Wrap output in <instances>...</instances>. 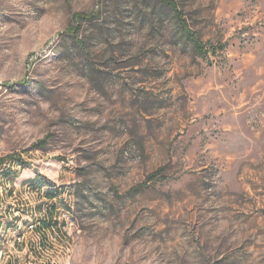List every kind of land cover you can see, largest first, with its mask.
<instances>
[{
  "label": "rangeland",
  "instance_id": "1",
  "mask_svg": "<svg viewBox=\"0 0 264 264\" xmlns=\"http://www.w3.org/2000/svg\"><path fill=\"white\" fill-rule=\"evenodd\" d=\"M172 1L0 0L1 264H264V0Z\"/></svg>",
  "mask_w": 264,
  "mask_h": 264
},
{
  "label": "trees",
  "instance_id": "2",
  "mask_svg": "<svg viewBox=\"0 0 264 264\" xmlns=\"http://www.w3.org/2000/svg\"><path fill=\"white\" fill-rule=\"evenodd\" d=\"M158 4H160L162 7H164L168 12L171 14L172 20H174L179 28L180 34L186 38L187 40L191 41L194 45L195 51L200 56H206L210 53V49H207L206 45L202 42V40L197 36L195 32L190 30L186 20L183 17V13L179 10L178 4L175 1L172 0H156ZM99 17L98 13L88 14V13H78L75 15V20L78 23H82L84 21H92L94 19H97ZM79 26H74L70 28V33L77 34L79 32ZM45 145V141L38 142L35 147L37 148H43ZM10 160L17 161L25 166H28V163L25 162L21 156L19 155H12L6 158H3L0 160V166L5 165ZM159 172L156 174H153L151 177L156 176ZM45 222V221H44ZM48 225L47 227L51 226Z\"/></svg>",
  "mask_w": 264,
  "mask_h": 264
},
{
  "label": "built area",
  "instance_id": "3",
  "mask_svg": "<svg viewBox=\"0 0 264 264\" xmlns=\"http://www.w3.org/2000/svg\"><path fill=\"white\" fill-rule=\"evenodd\" d=\"M34 228H28L23 233V237H26V246H23V257H22V262L21 264H39L37 258L35 257L34 254V240L32 239V231ZM24 255L27 256L24 258ZM2 256H10L9 252L6 253H1ZM0 264H1V259H0Z\"/></svg>",
  "mask_w": 264,
  "mask_h": 264
},
{
  "label": "crops",
  "instance_id": "4",
  "mask_svg": "<svg viewBox=\"0 0 264 264\" xmlns=\"http://www.w3.org/2000/svg\"><path fill=\"white\" fill-rule=\"evenodd\" d=\"M49 219V220H48ZM51 218L50 217H48V215H47V219H46V221L43 223V225H44V227H47L48 225H50L51 223H54V221H52V220H50ZM0 221H3V220H0ZM2 225H1V223H0V227H1Z\"/></svg>",
  "mask_w": 264,
  "mask_h": 264
},
{
  "label": "bare ground",
  "instance_id": "5",
  "mask_svg": "<svg viewBox=\"0 0 264 264\" xmlns=\"http://www.w3.org/2000/svg\"><path fill=\"white\" fill-rule=\"evenodd\" d=\"M17 240H18V242H22L23 238L22 237H19V238H17ZM1 253H4V251L3 250H0V259H1V262H2L3 256L1 257Z\"/></svg>",
  "mask_w": 264,
  "mask_h": 264
}]
</instances>
